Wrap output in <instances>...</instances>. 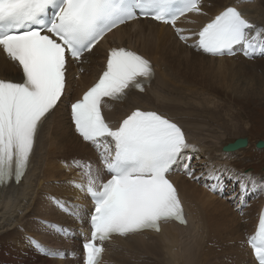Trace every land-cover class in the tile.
Instances as JSON below:
<instances>
[{"label":"snow or ice","instance_id":"6c2138e0","mask_svg":"<svg viewBox=\"0 0 264 264\" xmlns=\"http://www.w3.org/2000/svg\"><path fill=\"white\" fill-rule=\"evenodd\" d=\"M202 0H0V49L18 65L21 81L0 78V186L20 183L34 153L41 128L66 91L69 60H80L119 25L139 16L171 24L186 13L201 12ZM179 38L183 29H176ZM192 47L212 56H264V29L247 20L236 7H226L195 34ZM154 76L151 62L125 47L108 51L106 67L97 82L71 103L75 131L98 152L101 168L74 160L83 181L69 183L90 197L93 211L88 223L83 264H101L105 242L113 236L127 237L146 230L161 231V222L186 224L177 188L168 178L181 156L190 148L177 123L156 111L137 108L118 126L106 121L103 107L121 100L132 89L144 91ZM190 177V164H183ZM230 169L209 174L221 189L222 177ZM101 172L110 178L101 179ZM199 179L200 177H193ZM253 190L264 185L249 180ZM242 193L247 184H242ZM69 215L75 206L52 197ZM48 226V222H45ZM58 235L64 229L52 224ZM41 251L46 246L31 240ZM255 264H264V211L254 234L247 237ZM59 255V252L50 253Z\"/></svg>","mask_w":264,"mask_h":264},{"label":"bare ground","instance_id":"6f19581e","mask_svg":"<svg viewBox=\"0 0 264 264\" xmlns=\"http://www.w3.org/2000/svg\"><path fill=\"white\" fill-rule=\"evenodd\" d=\"M243 1L249 0H203L201 12L184 18L179 26L195 29L227 6L236 7L239 10L234 4L240 3L243 10H239L241 14L255 25L257 30L264 29V0H252L242 4ZM119 36V39L111 40ZM172 37L175 38V45L170 46L169 40ZM177 41L171 29L165 25L147 19L136 20L117 27L108 36L102 38L86 55L85 58L88 56L86 62L73 64L69 61L66 91L39 132L34 153L24 177L17 185L11 182L6 187H0V233H6L11 227L14 229L27 219L30 220L28 221L30 225L25 223L23 229L20 228L16 243H8L7 249L4 250L0 248V264H82L76 228L83 227L87 221L86 216L80 214L79 218H73L64 214L51 198L55 197L67 202L69 206H75L78 214L81 206L88 205L85 194L69 183L73 180L85 182L81 176V170L72 162L89 160L94 168H100V165L90 146L73 132L68 106L69 102L79 97L81 89L91 84L93 79L91 76L93 77L97 68L96 63L102 61V57L105 59L109 45L123 46L144 56L151 62L154 76L142 93L130 90L122 100L106 103L111 104L108 108L112 111V113L107 112L108 109L104 105L102 111L106 121L116 127L137 108L144 111H156L181 126L190 148L185 150L181 156V162L174 166V170L169 174L177 188L187 223L177 225L172 221H166L161 222L162 227L159 232L145 231L127 237H112L104 245L105 252L101 264H185L190 262L206 264L205 260L218 258L220 248L217 246H219L220 237H227L234 241V247L237 249V253H234L238 264H255L247 246V237L253 234L264 205V192L253 190L248 181L264 185V174L255 180L251 172L244 173L229 167L231 166L229 158L240 150L222 151L224 143L220 139L226 135V128L217 126L220 130H216L213 125L216 119L222 123H224L223 120H233L230 116L223 115L225 111L229 114V108L234 102L236 103V95L264 96V73L262 76L260 74L251 76L255 80L249 81L246 78L250 75L245 74L252 72L253 67L264 72V56L250 59L241 52L232 55L233 57L205 55L192 46L177 45ZM187 43L190 44V40H187ZM74 75L77 77L74 78ZM0 78L15 82L21 80L19 68L4 56L1 50ZM225 79L226 81H223ZM222 81L223 84H227L226 94L230 95H224L219 91ZM174 83L187 92L186 94L184 91L186 98H182L181 94H179L180 97L177 96L183 99V101L178 99L183 105L178 101L174 103L173 98H168L167 95L166 97L171 99L170 102L163 101L167 99L166 91L175 87L172 86ZM196 85L210 87L208 92L211 96L220 98V102L213 98L207 101V105H211L210 108H206L211 112L209 115H195L202 109L199 102L197 104L192 100L196 87H194L195 90L190 89L191 86ZM149 88L151 90H148ZM201 98L199 99L202 100ZM190 111L195 112L196 124L189 125L187 121L190 120H184L185 116L190 115ZM217 148L220 150L215 151ZM219 153L220 157L217 156ZM186 154L189 156L187 157ZM185 163L190 164L193 171L191 178L183 170L182 165ZM220 169L231 171L224 173L221 189L211 191L206 185L213 184L215 181L208 179V176ZM231 183L232 187H230ZM233 183L240 187L239 192ZM242 184H247L243 193ZM237 198H239L238 201H235ZM248 220H250L249 223ZM45 222H48V226ZM52 224L71 227L72 237L64 233L58 235L50 227ZM33 238L46 246L48 250L52 249L51 247L66 248L71 254L69 257L73 259H51L55 254L50 253L56 251H41L31 242ZM59 253V257L65 256ZM42 254L47 255L48 258ZM217 263L218 261H212V264Z\"/></svg>","mask_w":264,"mask_h":264},{"label":"rangeland","instance_id":"374dc122","mask_svg":"<svg viewBox=\"0 0 264 264\" xmlns=\"http://www.w3.org/2000/svg\"><path fill=\"white\" fill-rule=\"evenodd\" d=\"M251 1L252 0L243 1L242 4L247 3V2H251ZM234 5H236L239 8V10H242L240 3H235ZM115 38L119 39L120 36L119 37H114L111 40H114ZM174 39L175 38L172 37V39L169 40V45L170 46L175 45V40ZM107 43L110 44V41L107 40ZM176 44L177 45L178 44H182L184 47H189L187 44H183V43H181L179 41H177ZM87 58H88V56H87ZM100 62H101V64H100ZM100 62L96 63L97 64V68H96V70L94 72L93 77L91 76V79L93 78L92 82L95 80V78L98 76V74L101 71V66H102V64H104V58L103 57H102V61H100ZM256 69L257 68L253 67L252 68V70H253L252 72L245 73L246 75H250V76H247V78H246L247 81L255 80L254 77H251L253 75L260 74L262 76V74L264 72L261 69L260 70L259 69L256 70ZM223 81H226V79L223 80ZM223 81L221 83V85H222L221 90L222 91L219 90V89L218 90L220 92L224 93V95H230V94H226L227 93V89H226V85L227 84L226 83L223 84ZM243 81H245V79H243ZM252 82H254V81H252ZM252 82H249V83H252ZM256 83L258 85L257 81H256ZM175 84H177V83H174V85H172V86H175V87H173V89L171 88L170 90L166 91V93H165V97L167 95L168 98H171V99L173 98L174 103L177 102L178 99L181 101L182 98H186V94H187L185 89H183L178 84L177 85H175ZM159 85H160V83H159ZM197 86L198 85L191 86L190 90H195L194 87H196V91L193 94V96L195 95L194 99L196 101L194 99H192V100L194 102H196V103L199 102L200 104L199 103H197V104H199V106L202 109H200L199 112H197V114H195V112L193 113L192 111H190V115L188 114L187 116H185V118H184L185 121H187V120L191 121V122L187 121L189 125L196 124L195 115L206 116V115H209L211 113L209 111V109H206V108H210L211 107V105H207V101L209 102L211 100V98H213L214 100L220 102V98L219 97H215L214 95L211 96V94L208 92L210 87H203V86L200 87V85L198 87ZM176 87H178V89H176ZM81 90H83V89H81ZM148 90H151V88H149ZM177 90H179V91L177 92ZM184 91L186 92V94H185ZM200 92H201V94H200ZM203 93H205V94H203ZM175 94H176V96H174ZM179 94L182 95L181 96L182 98H179L180 97ZM168 95H170V96L172 95V97H170ZM205 95L208 96V97H206ZM177 96H179V97L177 98ZM196 96H197V98H196ZM232 96H234L233 93H232ZM174 97H176V98L174 99ZM209 97H210V99H209ZM199 98H201L202 100H200ZM167 99L163 100V101L166 102V103L170 102L171 99L170 100L169 99L167 100ZM235 100H236V103L234 102V104L231 105L232 109L229 108V114H228L227 111H225V113L223 115L224 117H226V116L229 117L230 116V119H233V120H231V121L230 120L229 121L223 120L224 123H222V122L219 121V119H216V122L214 123L213 128L216 129V130H220L219 127H222V129L226 128V131H227L226 135H224L220 139V141H222V143H224V144L227 143V142L233 141L236 138H243V137L248 138L249 144L245 148L239 149L240 150L239 153H237V154L233 155L231 158H229L228 161L230 162V165H231L229 167H233L234 169L236 168L238 170L243 171L244 173L251 172L252 177L255 180H258L264 174V148H261V149L256 148L255 147V142L257 140H264V96L255 97L254 95L250 94L249 97H246V96L241 97L240 95L239 96L236 95V99ZM180 101H178V102H180ZM182 101H183V99H182ZM180 103L182 104V102H180ZM203 103H204V105H203ZM108 105H111V104L110 103L109 104H105V106L108 109L106 111L112 113V111L108 108ZM204 106H205V108H204ZM114 107H116V106L114 105ZM207 110H208V112H207ZM226 112H227V114H226ZM217 126H219V127H217ZM211 141H214V140L211 139ZM217 150H220V149L217 148L215 151H217ZM186 156L188 157L189 155L186 154ZM217 156L220 157V153L217 154ZM233 184H234V186L236 188H238L237 192H239L240 187H238L236 183H233ZM232 186L233 185L231 183L230 187H232ZM238 199L239 198H237L235 201H238ZM182 200H183V198H182ZM183 202H184V200H183ZM192 205L195 207V205L193 203H192ZM28 221L30 222V220L27 219L26 222H22L21 223L22 225H19L18 227L15 226L14 229L11 227L10 230L7 231L6 233H4V232L0 233V248H1V250L7 249L6 246L8 245V243L12 242V244H13L14 242L15 243L17 242L16 238H17L18 235H20V231H21L20 228L23 229V226H25V223L26 224L29 223ZM249 222H250V220H248V223ZM28 225H30V223ZM55 225L60 226L65 231L68 230L69 232H71V227H66L65 225H60V224H55ZM13 240H15V241H13ZM234 246H235L234 245V241L232 239L227 238V237H223V238L220 237L219 238V246H217V247L220 248L219 249L220 252H219L218 258L217 259H212V258L207 259V260H205V263L206 264H212V261L213 262H217L218 261L217 264H238L237 257L235 255V253H237V249ZM51 248L52 249H49V250H53V251H56V252H61L62 254L65 255L62 258L59 257L58 255H54V256H52L53 258H51V259H65V258L73 259V257L72 258L69 257V256H71V254L69 253V251L66 248H63V249H56L55 247H51ZM43 256L48 258L47 255H43ZM140 259H141V257H140ZM209 260L211 261V263H210ZM185 264H194V263L190 262V263H185Z\"/></svg>","mask_w":264,"mask_h":264},{"label":"water","instance_id":"95a60500","mask_svg":"<svg viewBox=\"0 0 264 264\" xmlns=\"http://www.w3.org/2000/svg\"><path fill=\"white\" fill-rule=\"evenodd\" d=\"M248 145V139L246 137L236 138L231 142H228L222 146V151L235 152L241 148H245ZM255 147L258 149L264 148V140H257Z\"/></svg>","mask_w":264,"mask_h":264},{"label":"clouds","instance_id":"9594fccd","mask_svg":"<svg viewBox=\"0 0 264 264\" xmlns=\"http://www.w3.org/2000/svg\"><path fill=\"white\" fill-rule=\"evenodd\" d=\"M248 143H249V141H248Z\"/></svg>","mask_w":264,"mask_h":264}]
</instances>
